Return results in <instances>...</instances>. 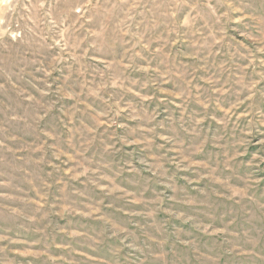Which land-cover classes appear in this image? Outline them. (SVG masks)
<instances>
[{
	"label": "rangeland",
	"instance_id": "rangeland-1",
	"mask_svg": "<svg viewBox=\"0 0 264 264\" xmlns=\"http://www.w3.org/2000/svg\"><path fill=\"white\" fill-rule=\"evenodd\" d=\"M0 264H264V0H0Z\"/></svg>",
	"mask_w": 264,
	"mask_h": 264
}]
</instances>
